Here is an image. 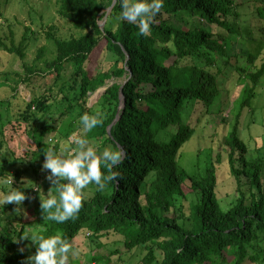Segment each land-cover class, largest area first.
I'll list each match as a JSON object with an SVG mask.
<instances>
[{
    "label": "trees",
    "instance_id": "1",
    "mask_svg": "<svg viewBox=\"0 0 264 264\" xmlns=\"http://www.w3.org/2000/svg\"><path fill=\"white\" fill-rule=\"evenodd\" d=\"M113 1L58 0L57 13L70 22L73 32L63 37L56 25H50L46 30L49 44L38 48L31 63L26 59V49L38 31L27 27L18 45L5 43L0 35V48L24 60V73L15 72L17 82L28 84L34 77L55 75L46 92L33 94L24 101L19 115L38 152L44 155L43 150L49 148L47 136L57 130L48 117L54 103L60 100L61 117L73 115L68 120L70 126L81 123L80 117L85 113H100L103 123L87 130V139L99 141L100 149L109 144L111 150L124 153L123 162L115 168L101 167L105 174L118 171V179L103 190L90 184L94 188L92 194H83L78 214L63 223L44 219L46 214L40 208V197L48 195L45 189L59 199L55 184L38 181L36 189L33 185L26 187L25 169L12 170L0 165V192L15 187L28 197L23 202L26 218L12 211L14 204L0 208V264H30L27 257L35 252V245L19 239L26 234L27 227L44 237L61 234L72 244L71 253L79 250L71 264H92L80 254L81 235L90 240L88 247L95 248L104 246L102 239L112 233L121 235L129 251L145 247L142 264H246L247 260L264 264V142L258 144L257 158L248 160V146L240 135L243 110L254 108L260 94L257 90L264 78V41L245 49H236L230 42V48V38L221 32L224 29L238 33L230 17L239 16L238 8L244 0H164L146 36L138 34L136 24L119 18L120 0L114 4ZM251 1L259 4L258 13L264 17V0ZM179 14L188 18L174 22L172 18ZM105 15L102 28L100 21ZM190 19H195L194 24H190ZM249 32L246 30V34ZM98 48L117 58L111 69L91 73L88 66ZM235 50L247 57V67L235 66L247 85L246 95L224 137L227 163L236 178L238 192L235 202L224 208L217 191L222 155L218 153L214 158L211 147L210 159L197 174L181 163V156L199 133L197 126L202 121L200 118L197 125L193 124L188 114L190 120H184L190 104L201 105L206 114H217L226 107L221 80L227 71L218 60L236 57ZM113 76L125 77L124 82L112 83L97 105L88 106L90 94ZM17 86L11 88L17 91ZM4 101L8 100H0V106ZM121 103L120 117L114 122ZM3 120L0 112V152L8 146ZM164 130L166 135L161 136ZM11 148L9 145L8 149ZM10 164L17 167L15 161ZM242 176L247 178V192L241 185ZM9 177L13 185H4ZM189 193L196 194L198 199L186 205ZM16 233L18 240H14ZM113 251L93 254L90 259L111 264Z\"/></svg>",
    "mask_w": 264,
    "mask_h": 264
},
{
    "label": "rangeland",
    "instance_id": "2",
    "mask_svg": "<svg viewBox=\"0 0 264 264\" xmlns=\"http://www.w3.org/2000/svg\"><path fill=\"white\" fill-rule=\"evenodd\" d=\"M240 5L242 6L238 8L239 16L231 15L230 17V22L232 26L238 30V33H229L224 29H222L221 32L225 33L224 35L227 36V38H230V41L228 40L227 43L230 48L232 47L230 42L234 44L236 49L240 48L239 46H243L244 49L248 46L254 48L258 41H264V17L258 13L257 7L259 4L257 2L244 0V3ZM57 8L58 0H0V35L3 41L9 45L12 43L18 45L23 35L26 33L27 27H30L32 32L38 31L39 34L36 39H31L26 49V59L31 63L36 57L38 48L44 44H49L46 37V30H48L50 25H56L58 34L63 37H68L73 32L70 22L57 13ZM187 18V15L179 14L178 17H173L172 20L181 23L183 19ZM194 20L195 19H190V24H194ZM246 30L250 32L246 34ZM27 33L31 34L29 31H27ZM249 36L253 38L251 41ZM255 51L254 49L253 52L255 53ZM235 52H237V50H235ZM236 54V57H219L218 60L222 68L227 71L224 75V79L221 80L222 101L226 105L223 111L217 114H206L204 109L201 111V105L194 106V104L191 103L184 116L185 121L191 119L193 124L196 122V125L200 118L202 121L197 126L199 133L192 138L184 150L185 152L181 156V163L191 173L197 174L200 169L206 166L205 162L210 159L209 153L211 147L214 148V158L218 153L222 155L223 163L221 162V164H219V185L217 191L224 208L231 206L238 197L236 178L231 174L227 163L228 148L224 144V137L230 130V123H233L235 114L241 105V101L246 95L244 91L247 85L245 81L240 78L238 70L235 69V66L238 64L247 67V57L242 53L237 52ZM116 58L117 55L107 52L106 50L101 51L100 48H98L93 53L88 68L91 73L111 69ZM226 58L230 63L227 64V61L224 62ZM260 59L257 60V63H259ZM23 63L24 60L17 54L10 53L0 48V72H8V75L0 73V100H8L4 101L0 106V112L4 115L3 122L5 123V126L2 125L3 131L4 134L8 136L5 140V145L7 146L8 143V146L6 150L0 152V165L9 167L12 170L17 168L22 170L25 169L23 172V175H25L24 185L26 187L33 185L34 189H36L38 181H48L46 178L47 170H42L41 168L45 156L37 151L36 145L32 139L27 136V131L25 129L26 123L19 119V115L24 110V101L27 99L29 100L33 94L46 92L54 82L55 75L51 74L45 77H34L31 83L22 84L17 82L19 78L15 72L24 73ZM67 72H70V69H67ZM7 79H9V81H7ZM124 79L125 77L116 76L108 79L106 85L90 94L87 105H97L100 96L106 91L109 85L114 82L123 83ZM5 82L9 85L3 84ZM12 85H18L17 91L11 88ZM257 91H260V94L253 105V107H255H246L241 117L240 135L248 146V152L246 154L248 160L257 158L258 144L261 145L262 142H264V78L261 80ZM62 104V106L65 107L66 104ZM59 105L60 100L54 103L51 109L52 113L48 117V120L50 122L53 121L56 125L57 130L49 134L47 140L49 147H52L56 154L62 151L67 154L76 150L77 145L74 142L77 138L83 137L87 139V130L83 128L81 123L70 126L68 120L73 116L71 114H67L65 118L63 116L64 120H62L63 118L61 117ZM187 114L191 116L190 119H188L189 116ZM9 119L12 120V123L8 122ZM165 135L166 131L164 130L161 136ZM9 136H12V138ZM88 142L91 146L96 147L98 153L104 148H111V146L107 144L100 149V142L96 140H88ZM55 144L56 148L54 147ZM57 144L59 145L57 146ZM9 145L12 147L11 149H8ZM199 153H201V155L198 158ZM12 161L16 162L14 166L17 167L11 166L10 163ZM237 164L242 166L240 162ZM36 170H39V172L36 173ZM242 177L241 185L243 190L247 192V189L249 190V186L246 185L247 178L245 176ZM93 189L94 188L89 185L83 190V194L90 196ZM45 190L47 192L46 195L48 194L45 196L48 197L49 191L47 189ZM42 193H44V188ZM197 199L198 197L196 194L189 193L184 204L188 205L191 201H197ZM20 213L25 216L24 218L28 216L26 207H23V205ZM29 232V227H27L26 234ZM14 236V239L18 240V234L16 233ZM121 238V235L112 233L108 237L105 236V238L102 239V241H105L104 246L92 248L88 247L89 245L87 242L90 240H87L85 235H81L83 245L79 246L80 254L85 256V260H87L88 263L100 264L98 261L91 260L90 257L96 253L110 254V251L114 250L111 253V264H142L141 259L147 252L145 247H135L129 251ZM116 249H118L119 252H115ZM252 250L253 248L251 251ZM74 251L75 253H70L68 256V264H71V261L76 258V255L79 256V250ZM246 264H258V262L247 260Z\"/></svg>",
    "mask_w": 264,
    "mask_h": 264
},
{
    "label": "clouds",
    "instance_id": "3",
    "mask_svg": "<svg viewBox=\"0 0 264 264\" xmlns=\"http://www.w3.org/2000/svg\"><path fill=\"white\" fill-rule=\"evenodd\" d=\"M163 5L164 0H120L119 18L136 24L138 34L146 36L150 32L153 17ZM100 23L103 27L104 21ZM80 121L85 130H91L101 125L103 118L100 113H85L81 115ZM74 143L77 145L76 150L67 154L63 151L56 154L52 147L43 150L45 158L41 168L47 170L46 178L57 186L59 199L51 195L47 198L40 197V208L46 214L44 219L57 223H63L78 214L82 206L83 190L90 184H95L97 190H103L109 182L118 179V171H108L105 174L101 170L102 165L113 169L124 160L123 150L104 148L98 153L96 147L91 146L83 137L77 138ZM3 184L13 185L12 177L4 180ZM27 198L23 190L9 187L7 191L0 192V208L14 204L12 211L19 214ZM19 239L30 240L35 245V252L27 257L30 264H66L73 251L72 244L61 234L44 237L41 233L32 231L22 234ZM20 250L23 251V248Z\"/></svg>",
    "mask_w": 264,
    "mask_h": 264
},
{
    "label": "water",
    "instance_id": "4",
    "mask_svg": "<svg viewBox=\"0 0 264 264\" xmlns=\"http://www.w3.org/2000/svg\"><path fill=\"white\" fill-rule=\"evenodd\" d=\"M115 2H116V0L113 1V4H114ZM113 4H112V6H113ZM112 6L109 7L108 11L111 10ZM105 16H107V15H105ZM105 22H106V20H105V17H104V24H105ZM100 24H101V23H100ZM103 27H104V26H103ZM103 27H102V28H103ZM122 106H123V103H121L120 106H119L118 114H117V117L115 118L114 122H116L117 119L120 117V108H122Z\"/></svg>",
    "mask_w": 264,
    "mask_h": 264
}]
</instances>
